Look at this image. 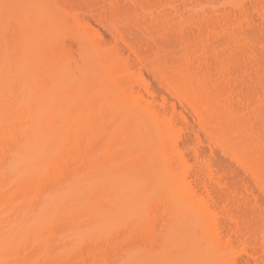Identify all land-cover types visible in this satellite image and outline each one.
Instances as JSON below:
<instances>
[{
  "label": "bare ground",
  "instance_id": "1",
  "mask_svg": "<svg viewBox=\"0 0 264 264\" xmlns=\"http://www.w3.org/2000/svg\"><path fill=\"white\" fill-rule=\"evenodd\" d=\"M262 197L264 0H0V264H264Z\"/></svg>",
  "mask_w": 264,
  "mask_h": 264
},
{
  "label": "rangeland",
  "instance_id": "2",
  "mask_svg": "<svg viewBox=\"0 0 264 264\" xmlns=\"http://www.w3.org/2000/svg\"><path fill=\"white\" fill-rule=\"evenodd\" d=\"M72 47H75L74 45ZM263 198V197H262ZM263 201H264V198H263Z\"/></svg>",
  "mask_w": 264,
  "mask_h": 264
}]
</instances>
